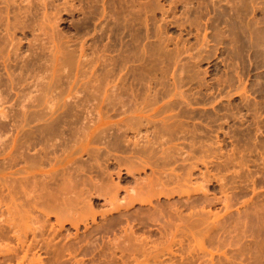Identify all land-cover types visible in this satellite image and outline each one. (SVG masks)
<instances>
[{"label": "rangeland", "instance_id": "obj_1", "mask_svg": "<svg viewBox=\"0 0 264 264\" xmlns=\"http://www.w3.org/2000/svg\"><path fill=\"white\" fill-rule=\"evenodd\" d=\"M0 264H264V0H0Z\"/></svg>", "mask_w": 264, "mask_h": 264}, {"label": "bare ground", "instance_id": "obj_2", "mask_svg": "<svg viewBox=\"0 0 264 264\" xmlns=\"http://www.w3.org/2000/svg\"><path fill=\"white\" fill-rule=\"evenodd\" d=\"M47 1V0H46ZM45 3V2H44ZM133 117V116H132ZM148 121V120H147ZM136 122V121H135ZM143 123V122H142ZM137 128V127H136ZM141 128H143V126L141 127ZM152 128V127H151ZM139 129V128H138ZM134 130H136L135 128H134ZM140 130V129H139ZM149 133V132H148ZM147 133V134H148ZM140 135V134H139ZM147 144V143H146ZM150 144V143H149ZM145 145V144H144ZM133 150V149H132ZM153 186V185H152ZM148 189H150V188H148ZM117 194V193H116ZM142 194V193H141ZM142 196V195H141ZM114 197L115 196H113V199H114ZM139 197V196H138ZM112 201V200H111ZM116 201V200H115ZM24 248H25V246H24ZM29 249V248H28ZM11 251V250H10ZM29 251V250H28ZM27 250H25L24 252H28ZM9 252V251H8ZM25 254H28V253H25ZM28 256V255H27ZM26 255H25V257L24 258H26L27 257ZM29 257V256H28ZM26 260V259H25ZM22 262H24L23 260H22ZM38 262V261H37Z\"/></svg>", "mask_w": 264, "mask_h": 264}]
</instances>
